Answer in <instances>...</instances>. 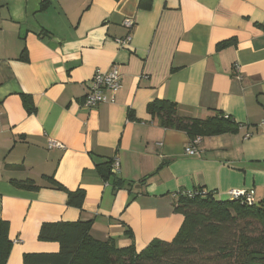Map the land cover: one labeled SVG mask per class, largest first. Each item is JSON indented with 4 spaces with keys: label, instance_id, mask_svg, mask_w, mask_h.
I'll return each instance as SVG.
<instances>
[{
    "label": "crops",
    "instance_id": "0c3cea01",
    "mask_svg": "<svg viewBox=\"0 0 264 264\" xmlns=\"http://www.w3.org/2000/svg\"><path fill=\"white\" fill-rule=\"evenodd\" d=\"M140 1L0 0V220L12 242L6 264L59 251L38 240L43 223L91 221L93 239L133 243L139 252L178 232V192L202 189L226 200L229 191L246 190L254 202L264 199V0ZM126 19L134 22L130 30ZM127 35L128 44L116 42ZM24 50L27 61L20 60ZM112 67L121 76L114 102L85 108L93 72ZM155 100L173 103L184 118L221 112L239 128L201 138L189 156V137L149 114ZM51 141L63 148H48ZM114 159L118 169L103 181L96 166ZM46 177L83 190L82 208L68 207ZM26 180L39 189L15 185Z\"/></svg>",
    "mask_w": 264,
    "mask_h": 264
},
{
    "label": "trees",
    "instance_id": "16d2710c",
    "mask_svg": "<svg viewBox=\"0 0 264 264\" xmlns=\"http://www.w3.org/2000/svg\"><path fill=\"white\" fill-rule=\"evenodd\" d=\"M143 4V0L139 2ZM46 1L41 9L46 8ZM232 42L220 43L222 49ZM27 61L26 51L20 56ZM24 108L33 112L31 99L22 95ZM148 112L159 126L184 132L190 140L235 133L239 128L233 119L221 112L206 119L180 117L173 103L155 100L148 105ZM112 161L96 166L103 181L114 174ZM47 178V177H46ZM50 188L66 194L68 207L81 209L84 204L83 190L67 191L53 178H47ZM25 190L39 189L33 181L16 182ZM120 180H113L119 189ZM178 192L173 200V211L182 216V224L171 241L153 240L146 248L136 251L134 244L118 247L115 241L93 239L89 233L91 221L43 223L38 232L40 242H55L59 245L56 254L24 255L25 264H247L251 255L264 254V199L247 204L243 198L219 200L212 192L195 189ZM259 230V233L257 231ZM131 238L130 231L127 232ZM12 242L8 237V222L0 220V264H6ZM253 264H264L253 260Z\"/></svg>",
    "mask_w": 264,
    "mask_h": 264
},
{
    "label": "built area",
    "instance_id": "2783aa9c",
    "mask_svg": "<svg viewBox=\"0 0 264 264\" xmlns=\"http://www.w3.org/2000/svg\"><path fill=\"white\" fill-rule=\"evenodd\" d=\"M133 20L126 19L122 22V26L130 30L133 27ZM130 41V36L127 35L123 39H118L116 42L123 46L128 44ZM235 69V67H234ZM120 72L118 68L112 67L107 71H103L100 69H96L93 74L92 78L89 81L87 92L82 99V105L85 108L93 109L96 108L98 105L103 103H113L115 94L120 89ZM262 131L264 133V120L260 124ZM249 135H247L248 137ZM201 142V138L196 137L189 141L188 145L184 149V153L189 156H196L198 154V145ZM48 148L50 149H62L63 146L56 141H51L49 143ZM119 162L117 159H114L111 165V169L115 173L118 169ZM190 192H188V195ZM227 195L231 198H243V200L247 204L254 203L253 196L254 191H246V190H231L227 193Z\"/></svg>",
    "mask_w": 264,
    "mask_h": 264
},
{
    "label": "water",
    "instance_id": "95a60500",
    "mask_svg": "<svg viewBox=\"0 0 264 264\" xmlns=\"http://www.w3.org/2000/svg\"><path fill=\"white\" fill-rule=\"evenodd\" d=\"M138 188V186H136ZM264 259V254L263 255H251L247 258V264H253V260H263Z\"/></svg>",
    "mask_w": 264,
    "mask_h": 264
},
{
    "label": "rangeland",
    "instance_id": "374dc122",
    "mask_svg": "<svg viewBox=\"0 0 264 264\" xmlns=\"http://www.w3.org/2000/svg\"><path fill=\"white\" fill-rule=\"evenodd\" d=\"M255 202H256V200H255ZM255 202H254V204H256V203H257V202L255 203ZM257 233H259V230L257 231Z\"/></svg>",
    "mask_w": 264,
    "mask_h": 264
}]
</instances>
